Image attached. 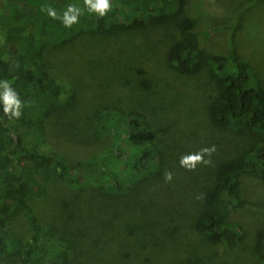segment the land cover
<instances>
[{
    "label": "trees",
    "instance_id": "16d2710c",
    "mask_svg": "<svg viewBox=\"0 0 264 264\" xmlns=\"http://www.w3.org/2000/svg\"><path fill=\"white\" fill-rule=\"evenodd\" d=\"M109 2L110 12L99 17L88 12L84 0H0V80L11 81L24 104L18 120H10L0 109V259L19 258L22 264H132L139 247H159L154 237L148 239L151 225L140 218H136L138 232L143 227L144 235L134 246L117 242L109 255H104L101 247V241L108 243L116 232L119 237L131 228L129 222L120 224V220L135 215V210L153 218L155 205L149 191L161 183L160 189L170 180L168 176L174 175L168 172L171 158L156 142L154 125L139 111L103 107L95 113L94 122L97 136L108 140L107 147L98 155L68 163L48 146L46 123L73 107L75 93L67 92L51 76L45 53L81 38L171 27L176 37L166 52L167 68L182 77H209L214 95L207 108L208 121L218 131L237 134L243 147L231 157L219 160L212 156L202 172L200 162L190 171L203 179L190 224L193 238L182 236L180 221L161 235L169 238L168 246L173 242L174 264H226L214 247L246 236L242 225L227 220L246 206L243 178L264 184V80L233 48L215 54L202 47L210 33L199 31L196 19L189 16L190 0ZM69 5L82 10L79 22L71 28L47 15V7L62 16ZM55 183L66 184L76 195V205L87 207V216L77 223L75 233L42 225L24 204L28 197H45ZM86 193L90 195L86 203H78L79 196ZM176 193L170 190L165 197ZM179 203L182 209L175 213L182 216L185 203ZM17 209L32 228V234L23 240L11 228ZM71 215L74 220L82 218L76 211ZM154 224L153 228H163ZM131 235L129 232L128 237ZM81 236L87 239L84 249ZM256 238L260 252L264 229L257 231ZM151 255L138 262L155 259V264H163L167 260L164 251H151Z\"/></svg>",
    "mask_w": 264,
    "mask_h": 264
},
{
    "label": "rangeland",
    "instance_id": "374dc122",
    "mask_svg": "<svg viewBox=\"0 0 264 264\" xmlns=\"http://www.w3.org/2000/svg\"><path fill=\"white\" fill-rule=\"evenodd\" d=\"M188 13L196 19L199 31L210 33L201 42L203 48L215 54H226L233 48L264 80V0H190ZM174 37L175 30L164 27L109 37L81 38L63 47L50 48L45 53L51 76L67 92L75 93L76 99L72 108L56 114L46 123V142L54 152L70 164L103 152L108 140L97 136L94 115L101 108L110 106L145 114L154 125L156 142L171 158L172 168L168 172L174 175L160 189L157 188L161 183L149 191L155 205L154 217L138 215L135 210V215L129 214L120 220V224L129 222L131 228L119 237L116 232L108 243L100 242L104 255L114 251L120 241L134 246L135 241H140L139 236L144 235L143 227L138 232L136 218L150 224L148 239L154 237L159 247H139L138 259L132 260V264L150 258L151 251H164L167 260L163 264H174L171 262L173 242L168 246L169 238L161 235L162 232L169 233V227L176 224L174 222L180 221L182 236L193 238L190 224L196 213L203 179L196 172L190 175L199 162L195 167L191 164L182 166V158L200 154L199 169L202 172L212 156L219 160L231 157L243 147V139L237 134L218 131L208 121L207 108L214 95L209 77L206 74L182 77L167 68L166 52ZM203 149L212 151L204 153ZM170 190L172 194L177 191V196L165 197ZM242 191L245 208L232 212L227 220L242 225L246 236L242 240L232 239V243L223 241L214 247V251L226 264H264V248L261 247L259 252L255 243L257 231L264 229V184L245 177ZM87 194L79 196L78 203H86L90 197ZM75 197L66 184L55 183L45 197H28L24 204L32 209L42 225H55L58 230L75 233L77 223L87 216V207L76 205ZM181 201L186 209L182 216L175 213L182 209L179 207ZM75 211L82 218H71ZM153 222L163 228H153ZM11 228L22 240L32 234L29 220L18 209L12 216ZM109 231L111 229L106 232ZM129 232L132 235L128 237ZM79 238L84 249L87 239L85 236ZM148 261L146 264H155V259ZM0 264H22V261L19 258L0 259Z\"/></svg>",
    "mask_w": 264,
    "mask_h": 264
},
{
    "label": "clouds",
    "instance_id": "9594fccd",
    "mask_svg": "<svg viewBox=\"0 0 264 264\" xmlns=\"http://www.w3.org/2000/svg\"><path fill=\"white\" fill-rule=\"evenodd\" d=\"M84 5L89 13H95L99 17L106 16L111 10L109 0H84ZM46 12L50 18L60 19L65 28H71L74 24H77L82 15L81 8L76 5H69L62 16H58L57 11L52 7H47ZM23 107L24 104L13 87L12 82L0 80V109H2L3 114L10 120H18L23 115ZM210 151L212 150H202L204 153H210ZM201 160L202 156L200 154L186 156L182 158L181 165L191 164L192 167H195V164ZM168 178H171L170 175Z\"/></svg>",
    "mask_w": 264,
    "mask_h": 264
}]
</instances>
